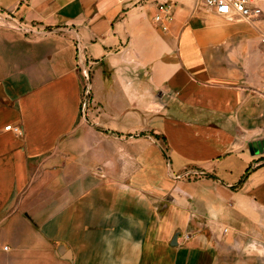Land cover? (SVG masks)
<instances>
[{
	"label": "crops",
	"instance_id": "crops-1",
	"mask_svg": "<svg viewBox=\"0 0 264 264\" xmlns=\"http://www.w3.org/2000/svg\"><path fill=\"white\" fill-rule=\"evenodd\" d=\"M163 1L172 19L156 23ZM251 25L202 0H0V264L256 260Z\"/></svg>",
	"mask_w": 264,
	"mask_h": 264
},
{
	"label": "built area",
	"instance_id": "built-area-1",
	"mask_svg": "<svg viewBox=\"0 0 264 264\" xmlns=\"http://www.w3.org/2000/svg\"><path fill=\"white\" fill-rule=\"evenodd\" d=\"M203 6L209 8L214 14L242 20H253L257 17L264 15V0H202ZM172 19L170 12V5L166 2H159L156 6V13L153 16V20L156 23L168 22ZM165 26L163 25L162 28ZM264 44V37L260 39ZM78 65L79 71L82 77V100L81 109L82 114L88 104L89 96V80L88 69L85 64L82 63V56L78 53ZM259 93L264 97V81L259 89ZM14 132H20L18 126H7ZM6 247H4L5 249Z\"/></svg>",
	"mask_w": 264,
	"mask_h": 264
},
{
	"label": "rangeland",
	"instance_id": "rangeland-1",
	"mask_svg": "<svg viewBox=\"0 0 264 264\" xmlns=\"http://www.w3.org/2000/svg\"><path fill=\"white\" fill-rule=\"evenodd\" d=\"M247 21L248 23L252 24L249 31L246 33L247 36V41H250L253 43V38L256 34L259 36V40L264 37V15L257 17L253 20H244ZM260 43L264 46V44L260 41ZM257 255H256V260H244V254L240 255V260L239 264H264V247H257ZM262 249V250H261ZM236 261V260H235ZM232 264V262H226V264Z\"/></svg>",
	"mask_w": 264,
	"mask_h": 264
},
{
	"label": "water",
	"instance_id": "water-1",
	"mask_svg": "<svg viewBox=\"0 0 264 264\" xmlns=\"http://www.w3.org/2000/svg\"><path fill=\"white\" fill-rule=\"evenodd\" d=\"M248 150L251 154L264 152V139L249 142Z\"/></svg>",
	"mask_w": 264,
	"mask_h": 264
},
{
	"label": "trees",
	"instance_id": "trees-1",
	"mask_svg": "<svg viewBox=\"0 0 264 264\" xmlns=\"http://www.w3.org/2000/svg\"><path fill=\"white\" fill-rule=\"evenodd\" d=\"M246 173H247V171H246Z\"/></svg>",
	"mask_w": 264,
	"mask_h": 264
}]
</instances>
